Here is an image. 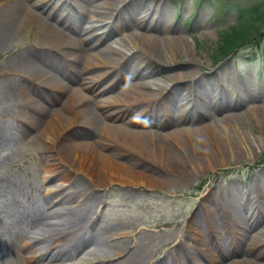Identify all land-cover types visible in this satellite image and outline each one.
I'll return each instance as SVG.
<instances>
[{
  "label": "bare ground",
  "instance_id": "1",
  "mask_svg": "<svg viewBox=\"0 0 264 264\" xmlns=\"http://www.w3.org/2000/svg\"><path fill=\"white\" fill-rule=\"evenodd\" d=\"M143 1L0 0V46L5 45L25 28H35L47 39L41 46L24 49L22 51L24 55L20 60H18L19 52L9 57L14 62L12 72L20 75L21 79L9 77L11 72L1 75L5 84L2 86V91L6 100L17 102L29 111H35L36 116L40 114L37 119L32 118L31 121L33 120L40 127L50 144L48 148L56 152L72 149L71 154L66 150L69 154L68 158L66 156L62 160L70 164L72 174L81 172L95 188L106 187L113 183L138 186L148 180L146 175L129 170L125 163L114 161L116 151L108 152L113 144L116 149L136 153L150 161L155 160V163L161 166L167 164L168 171L178 177L187 173L189 168H195L197 164L200 168L206 167L204 165L207 164L208 168L214 169L218 164L225 165L228 159L226 157H235L237 151L250 153L256 148L255 141L252 142L248 138H245L240 146L227 138L226 143L222 142L212 129L215 122L241 117L232 112L241 108L245 100L239 101L235 98V102L220 103L209 95L201 99L199 96L194 97L192 82L196 75L192 70L168 75L167 84L152 80L155 72L147 68V64L152 60H156L163 67V72L175 71L195 63L188 60L183 64L176 59L179 51L186 53L189 43L181 36H170V31L164 27L165 12L159 0L153 2L158 7L156 10L150 8L148 4L141 7ZM51 6L53 7L49 11ZM106 25H110L111 31L107 35L100 34ZM126 30L132 31L130 36L132 40H128L130 47H124L121 38L118 37ZM140 50H143L142 55L138 56ZM158 50L164 56H160ZM108 52L113 56L118 55L120 59L108 61L104 56ZM92 58L99 59L100 63L92 62ZM140 59L144 66L140 64L134 66V62ZM122 60L126 61L120 66L119 61ZM93 71L96 72L94 77L88 78L90 83L87 82V78L84 80L85 75ZM188 76L192 79L189 83L185 80ZM113 77L116 80L112 79ZM113 80L112 85L108 83ZM123 84L126 85L125 88L116 93L115 97L104 98L107 93H111ZM85 90L93 91L94 94L87 96L83 92ZM92 97L96 100H92ZM181 97L182 102L192 103L190 110H187L183 104L179 106ZM120 102L124 104L122 107L127 108L109 111L116 105L120 106ZM136 105L145 107L142 110L147 112L142 118L146 122L135 121L138 116H135L132 122L125 121L129 111L128 106ZM107 107L110 108L107 110ZM258 110L260 109L254 107L248 113ZM222 114L223 117L218 118ZM45 115H52L53 118L50 121L42 119ZM24 116L27 117L19 120L17 129L0 123V146L16 141L15 137L19 140L27 139L30 134L28 129L31 128L28 124L30 116L25 114ZM117 121L122 123L116 124ZM186 122L189 126L180 127V123ZM79 123L91 126L88 127L90 130H98L102 138L85 141L82 144L70 141L71 144L68 145L65 137L69 129L76 128ZM200 124L202 125L198 126ZM147 126L153 129H133ZM32 137L30 140H33ZM68 137L69 135L66 137L69 140ZM105 137L110 142L109 145L105 144ZM194 138L203 147L206 155L203 160L190 159L192 155L198 154ZM168 141L173 144V149ZM211 146L214 149H210ZM242 146L244 149L241 150ZM78 149L80 151H77ZM218 157H221V160L215 163ZM58 165H61L60 160L59 163H50V167L45 170L48 174L45 180L51 182L57 179L54 174ZM96 166L101 167L97 169ZM253 176L256 185L253 186L251 194L240 195L233 188L235 192L228 196L224 195L227 192L215 195L213 191H209L201 200L197 219L190 225L197 236L192 237L189 234L185 237L183 233L181 236L188 238L187 242L189 239L194 242L196 248L193 249H198L200 253L197 251L193 255L189 249L187 253L186 250H182L181 245H178L170 249L172 257L164 254L161 259L150 264H202L198 258L204 257V253L211 263L224 264L229 257L228 254L235 251L242 254L243 258L240 261H230L229 264H259L250 261L251 252H255L264 242L253 239L247 227H254L257 220L264 221V169ZM58 178L65 181V178L70 180L72 176L64 171L58 175ZM75 181L70 183V187L75 191L70 190L57 201V204L52 205L48 202V213L45 215L42 212L43 214L40 215V221L36 226L41 238L37 239L35 233L25 227L16 236L8 234L3 239L1 253L3 260L0 264H68L66 261L72 259L78 250L80 238L85 239L84 245L88 244L86 241L90 238L82 236L85 234V227L82 226L84 217L78 215L80 209H75V214L70 216L73 217L72 221L69 217L62 218L65 225L69 226L64 228L67 230L65 232L59 233L58 230L55 231L46 225L48 217L52 215L58 217L75 207L74 194L83 196L92 189L86 188L83 182ZM64 184L62 182V185ZM47 195L57 197L63 194L49 188ZM249 198L254 212L251 215L250 209V215L248 213L246 217L241 213L239 206L235 205V201L242 202L245 207ZM83 212L85 211L82 209ZM28 217L31 218L33 215L28 213ZM251 219L255 220L251 222ZM43 225L49 229H44ZM40 229L42 230L39 231ZM223 235L229 241L227 247L231 246L229 251L219 241ZM259 235H264V230H261ZM172 243L173 241L170 242ZM251 245L255 247L251 249ZM201 247L207 248L201 249ZM248 247L250 249H247ZM214 250L221 255L216 256ZM90 251L89 249L86 252ZM138 252V249L130 252L128 246L124 249L118 247L115 257L119 256L120 259L130 257L132 264H142L137 258ZM262 254L256 259H261ZM99 260L106 261L107 257H100Z\"/></svg>",
  "mask_w": 264,
  "mask_h": 264
},
{
  "label": "rangeland",
  "instance_id": "2",
  "mask_svg": "<svg viewBox=\"0 0 264 264\" xmlns=\"http://www.w3.org/2000/svg\"><path fill=\"white\" fill-rule=\"evenodd\" d=\"M154 1L157 2L158 0H144L143 2L146 3L142 2L140 6L143 7L144 4H148L150 8H155L156 10L158 7L153 3ZM159 2L165 12L163 14L164 27L170 31V36H181L189 43L185 50L186 53L178 50L176 59L179 63L185 64L188 60H191L195 64L191 63L189 66H183L175 71L163 72V67L156 60H152L147 64L148 70H154L155 72L152 75L154 78L152 80L167 84L166 77L168 75L192 70L194 75H196L192 82V88L195 92L193 94L194 97L199 96L201 99V97L209 95L215 97L220 103L223 101L232 102L235 98L239 101L245 100L241 108L232 112L241 117L223 120L220 123L215 122L212 125V129L222 142L226 143L225 139L227 138L240 146V143L245 138H248L252 142L255 141L256 148L247 153L242 150L244 149L242 146L240 148L242 151H237L234 155L235 157H226L228 159L225 165L218 164L214 169H210L207 164L204 165L206 167L201 168L197 164L195 168H189L187 173L178 177L168 171L167 164L161 166L156 164L155 160L150 161L136 153H129L124 149H116L113 144L112 148L109 147L108 152L116 151L117 155L114 161L125 163L129 170L138 171L146 175L148 180L138 186H125L113 183L106 187L95 185V188L92 182L81 172L72 174L70 164L62 160L66 156L68 158V153L71 154L72 149H64L65 152L66 150L68 152L65 153L56 152V150L48 148L50 144L45 139L40 127L33 120L31 121L32 118L37 119L40 114L36 116L35 111H29L26 107H21L17 102L6 100L7 98L3 94L2 86L5 84L1 75L11 72L8 75L9 77L21 79L20 75L18 76L12 72L14 62L9 57L19 52L18 60H20L24 55L22 52L24 49L41 46L47 41L44 34L35 28L22 29L23 31L20 34L15 35L5 45L0 46V77L2 78L0 79V123L6 122L7 125L11 123L17 129L19 120L21 121L27 117L24 116L25 114L30 116L28 124L31 127L28 129L30 134L26 140H19L15 137L16 141L0 146V263L3 260L1 256L3 239L8 234L16 236L21 229L27 227L29 231L35 233L37 239L42 237L39 235L36 226V223L40 221V215L48 213V202H51L52 205L57 204L58 200L62 199L64 195L73 189L70 187V183L73 180H76L75 182H83L86 188L91 187L92 189L83 196L74 194L76 195L75 207L68 209L63 215L58 217L52 215L46 219L47 226L62 233L67 231L64 228L69 227L65 225L62 218L69 217L70 221H72L73 217L70 216L75 214L78 209H80L78 215L81 214L84 217L82 226L84 225L85 227V234L82 236H88L90 239L86 241L88 244L84 245L85 239L83 237L80 238L78 250H76L72 259L66 261L68 264H132L130 257H125L124 259H120L119 256L115 257L118 247H123L124 249L126 246H128L130 252L138 249L137 258L142 264L153 263L161 259L164 254L172 257L170 249L178 245H181L182 250H186L187 253L189 249L194 255L199 251L198 249H193V247L196 248V244L190 239L187 242L188 238L181 236L182 233L184 236L189 234L192 237L197 236L196 232L191 230L190 225L197 219L196 215L200 211L198 207L205 195L209 191H213L215 195L220 192H227L224 195L228 196V194L235 192L233 188L240 195L251 194L253 186L256 185L253 181V175L264 169V53L259 55L256 61L252 63L245 60L248 54L251 53V48L240 50L236 60L232 58L221 60L222 57H219L218 51L223 36L220 35L219 30L235 20L234 3L250 5L264 2V0H159ZM53 6L48 10L50 11ZM51 21L53 22V20ZM109 31L110 27L106 25L102 33L107 34ZM131 32V30H126L118 36L121 38V44L124 47H130L128 40H132L130 37ZM260 39L257 49L264 52V37ZM142 51L140 50L138 56L142 55ZM158 54L164 56L159 50ZM104 56L108 61L113 59L118 61L120 59L118 55L113 56L109 52ZM125 61H119L121 63L120 66L124 65ZM92 62L100 63V60L92 58ZM142 62V59L135 61L134 66L139 64L144 66ZM110 69L107 70L113 71ZM95 72L85 75L84 80L87 78V82L90 83L88 78L94 77ZM114 80L108 83L112 85ZM185 80L189 83L192 79L188 76ZM125 86L123 84L116 87V90L107 93L104 98L115 97V94L122 91ZM83 92L87 96L94 94L90 90ZM92 100L96 99L92 97ZM122 103L120 102V106L116 105L113 108L107 107V110L109 108V111L126 109L127 107H122L124 105ZM182 104L185 105L187 110L192 108V103L182 102L181 97L179 106ZM254 107L260 110L248 113ZM143 108L145 107L138 105L128 106L129 111L125 121L131 120L132 122L133 118L138 116L139 118L135 121L146 122L142 117L147 111H143ZM219 116L218 118L221 119L223 114ZM44 118L50 121L53 116L45 115L42 119ZM121 123L122 121L116 122V124ZM179 125L180 127L189 126L187 122ZM21 127L25 128L24 126ZM88 127L91 126L79 123L76 128L69 129L66 135V137L69 135V140L65 137L68 141L67 144H71L70 141L82 144L85 141L90 142L93 139L102 138L98 130H90ZM25 129L27 130V128ZM133 129L151 130L153 128L147 126L134 127ZM30 136H33V140H30ZM104 142L105 144H110L106 137ZM170 146L173 149V144ZM196 148L198 154L192 155L191 161L205 159L206 155L203 147L198 141H196ZM77 151H80V149ZM91 151L94 152V150ZM58 159L61 161V165H58L57 170H55L57 172L54 177H57V179L51 182L45 180L48 175L45 171L46 168L50 167V163H59ZM216 159L215 163L219 162L221 157ZM100 167L96 166L97 169H100ZM64 171L69 173L72 179L68 180L65 178V181H61L58 175H61ZM62 182L65 184L62 185ZM49 188L55 189L56 192L63 195L48 197L47 191ZM235 195L237 196V194ZM235 205L239 206L243 216L247 217L248 213L250 215V209L251 215L254 212L250 198L245 207L240 201H235ZM82 209L85 212L82 213ZM28 213L33 215V217L29 218ZM254 220L251 219V222ZM47 226L43 225L44 229H49ZM244 227L247 226L244 225ZM247 229L250 230L249 233L253 239L256 238L258 242H264V235H259L260 231L264 230V221L257 220L254 227H247ZM227 240V237L223 235L219 241L227 247L229 243ZM171 241H173L172 244H170ZM254 247L255 245H251V249ZM206 248L201 247V249ZM89 249L91 251L87 253L86 251ZM227 249L228 251L231 250V246L227 247ZM247 249L250 248L248 247ZM214 253L216 256L221 255L216 250H214ZM261 253H263L262 258L256 259ZM203 255L204 257L200 256L201 259L198 258L202 264H213L205 253ZM228 255L229 257L224 261V264H229L233 260L240 261L243 258L242 254H238L237 251L235 253L230 252ZM181 256L183 258L182 253ZM76 257L78 258L74 262ZM100 257H107V260H99ZM250 261L264 264V243L259 245L255 252H251ZM57 262L60 263V261Z\"/></svg>",
  "mask_w": 264,
  "mask_h": 264
},
{
  "label": "trees",
  "instance_id": "3",
  "mask_svg": "<svg viewBox=\"0 0 264 264\" xmlns=\"http://www.w3.org/2000/svg\"><path fill=\"white\" fill-rule=\"evenodd\" d=\"M235 19L233 24L220 32L223 38L218 52L224 58L249 45L256 52V46L264 35V2L239 5Z\"/></svg>",
  "mask_w": 264,
  "mask_h": 264
}]
</instances>
